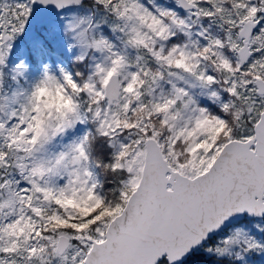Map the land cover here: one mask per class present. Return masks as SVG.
Listing matches in <instances>:
<instances>
[{
	"label": "snow or ice",
	"instance_id": "6c2138e0",
	"mask_svg": "<svg viewBox=\"0 0 264 264\" xmlns=\"http://www.w3.org/2000/svg\"><path fill=\"white\" fill-rule=\"evenodd\" d=\"M0 264H264V0H0Z\"/></svg>",
	"mask_w": 264,
	"mask_h": 264
}]
</instances>
